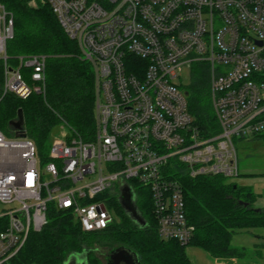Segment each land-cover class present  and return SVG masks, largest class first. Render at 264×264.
I'll list each match as a JSON object with an SVG mask.
<instances>
[{"label":"built area","instance_id":"built-area-1","mask_svg":"<svg viewBox=\"0 0 264 264\" xmlns=\"http://www.w3.org/2000/svg\"><path fill=\"white\" fill-rule=\"evenodd\" d=\"M48 5L94 74L90 140L60 126L41 163L36 144L0 130V264H11L49 204L84 232L116 219L109 199L127 185L148 192L161 238L186 245L194 227L174 177L239 176L234 138H264V0H29ZM13 16L0 3V99L45 92L47 54L9 57ZM210 66L219 130L203 135L174 79L182 65ZM20 132V131H19Z\"/></svg>","mask_w":264,"mask_h":264},{"label":"trees","instance_id":"trees-1","mask_svg":"<svg viewBox=\"0 0 264 264\" xmlns=\"http://www.w3.org/2000/svg\"><path fill=\"white\" fill-rule=\"evenodd\" d=\"M28 1L0 0L13 16V37L6 43V52L9 57L29 53L48 55L45 92L32 93L24 99L3 96L0 130L8 136L18 132L30 137L43 163L49 159L46 149L59 126H68L85 140L92 138L94 74L91 65L78 57L75 42L65 34L51 8L46 4L32 7ZM186 95L188 111L201 133L218 132L209 91L202 92L193 83ZM19 109L23 124L17 130L12 122L17 119ZM174 177L182 185L186 217L194 227L186 245L159 236L148 192L138 189L136 205L146 221L144 226L129 218L116 196L109 199L116 219L95 232L82 231L70 213L49 204L47 223L38 231H29L11 264H63L76 252H85L87 264H101L95 247L112 248L114 244L131 248L141 264H193L187 255V246L200 248L215 258L245 255L243 247L232 245L233 235L243 229L264 228V207L254 206L256 196L251 187L221 175L192 178L177 172ZM6 222V216L0 217V229Z\"/></svg>","mask_w":264,"mask_h":264},{"label":"rangeland","instance_id":"rangeland-1","mask_svg":"<svg viewBox=\"0 0 264 264\" xmlns=\"http://www.w3.org/2000/svg\"><path fill=\"white\" fill-rule=\"evenodd\" d=\"M174 82L178 85L182 92L187 91L189 89V85L193 83H197L202 92H208L210 82V66L206 62H192L189 66L184 64L181 66V70L178 73V76L174 79ZM59 129H61L60 126L56 131ZM55 133L56 132H54V134ZM4 134L7 135L6 133ZM234 144L236 147L238 169L240 174L235 179L237 181H241L240 178L246 179L256 196L254 206L257 208L264 207V139L262 137H253L248 139L234 138ZM49 149L50 144L46 149L47 154L49 153ZM136 201H138V198ZM15 206H17L16 202L12 204L0 203V213ZM258 233L264 234V231L261 228L240 230L233 235L232 245L244 248L245 255L243 256L245 259L253 257L264 262V246L256 245V243L263 241L262 236L256 235ZM114 247L115 244L112 248ZM112 248L107 245L95 247V255L98 257L101 264H106L109 252Z\"/></svg>","mask_w":264,"mask_h":264},{"label":"water","instance_id":"water-1","mask_svg":"<svg viewBox=\"0 0 264 264\" xmlns=\"http://www.w3.org/2000/svg\"><path fill=\"white\" fill-rule=\"evenodd\" d=\"M185 94H187V91H185ZM22 124L23 117L21 109H19L17 119L12 122V125L15 129L20 130ZM20 135L23 136L22 133ZM118 200L125 213L133 222L139 226H144L146 224L137 205L133 202L132 193L127 185L121 187V193ZM63 264H87L85 252L70 254ZM106 264H141V262L135 251L125 245H119L109 252Z\"/></svg>","mask_w":264,"mask_h":264},{"label":"crops","instance_id":"crops-1","mask_svg":"<svg viewBox=\"0 0 264 264\" xmlns=\"http://www.w3.org/2000/svg\"><path fill=\"white\" fill-rule=\"evenodd\" d=\"M235 180L233 179V181ZM240 180L241 181L236 180L235 182L241 186L250 187V184L246 181V179L240 178ZM261 229L264 231V228H261ZM256 235L262 236V240H263L259 243H256V245L263 246L262 244H264V237H263L264 234L258 233ZM186 252L193 264H264V262L259 261L260 259L253 258V257H251L250 259H245L244 256L237 257V258H215L209 255L204 250H201L200 248L193 247V246H187Z\"/></svg>","mask_w":264,"mask_h":264},{"label":"flooded vegetation","instance_id":"flooded-vegetation-1","mask_svg":"<svg viewBox=\"0 0 264 264\" xmlns=\"http://www.w3.org/2000/svg\"><path fill=\"white\" fill-rule=\"evenodd\" d=\"M86 257V256H85Z\"/></svg>","mask_w":264,"mask_h":264}]
</instances>
